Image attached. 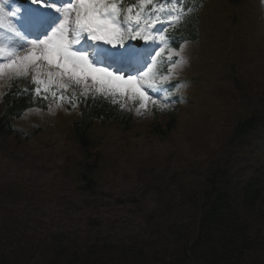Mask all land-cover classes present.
I'll return each instance as SVG.
<instances>
[{"label": "rangeland", "instance_id": "1", "mask_svg": "<svg viewBox=\"0 0 264 264\" xmlns=\"http://www.w3.org/2000/svg\"><path fill=\"white\" fill-rule=\"evenodd\" d=\"M3 3L5 7L10 4V0H3ZM221 5L220 0L206 1L199 14L201 40L196 44L183 45L178 52L182 56L179 64L166 75L168 82L178 80L181 84L175 93L182 104L174 107L163 92L158 91L160 95H156V89L146 88L150 90L149 94L153 99H159L163 103L165 112L171 110L174 114L173 130L165 138L155 136L151 131L152 127L146 126L153 119V112L151 117L148 112L154 107L151 101L146 108L141 109L138 101L121 97L117 101L123 103L122 109L132 110L135 115L133 128L126 132L112 122L95 123L89 132L95 148L83 151L89 154L88 159L84 158L80 148L74 143L70 120L78 112L72 97L77 98L83 95L79 92L85 93L86 90L75 85L80 89L76 92L74 83L66 80L58 81L49 89L51 95L58 92L61 94L48 109L28 111L14 120L18 130L32 136L20 141L12 136H0V192L9 182L5 203L17 208L11 215L5 210L4 204L0 203V226H3L2 219H14L13 215L20 212L23 215L14 224L21 226L26 213L33 211L34 219L39 220V224H57V218L62 217L63 224L57 226H64L65 236L78 234L81 229L87 230L86 227L91 229L95 224L98 227L107 218L132 221L130 225L129 222L124 223L123 229L133 231L137 228V219L141 215L139 212L152 209L156 198L152 189L161 182L157 179L158 176L181 179V174L177 173L180 168L188 164L203 165L209 158L216 157L219 148L230 140L242 106L249 104L250 92L264 91V71H259L258 77H253L252 73L257 69L255 65H264L262 56L258 58L260 54H264L263 10L259 9L258 0H245L237 7H229L227 12L226 6ZM212 7L214 8L211 9ZM260 7H264V1L260 2ZM21 10L22 7L19 11ZM210 10L225 16L220 20L206 21L203 18ZM4 11L8 13L5 9ZM58 13L64 19L63 12ZM18 17L17 14L8 16L0 24V46L14 48L22 53L26 51L28 41L35 38L32 39L29 33H20L14 27L12 19ZM58 19L56 24L37 39H43L45 34L51 33L52 28L60 24L61 20L58 22ZM122 23L123 27L129 25L125 20ZM214 24L219 25L215 26V31L226 28L219 32V37H211ZM16 32L21 35L17 36ZM251 43H254V50L259 53L252 56L251 65L246 61L241 63L240 47L244 44L248 48ZM125 45H130L127 39ZM104 46L112 48L111 45ZM147 50L151 55L149 47ZM0 62H4L3 57H0ZM149 64L151 63L147 65ZM147 65L143 71H147ZM230 66L234 80L240 87L239 92L231 86ZM33 75L35 73L29 71L26 76L32 79ZM11 78L14 77L7 72L0 76V115L4 109L2 94L8 88ZM155 79L157 80L156 77ZM254 80L258 83L257 89L255 83H251ZM59 83H66L67 88L61 89ZM160 88L163 90L162 85ZM244 88L248 92L245 93ZM66 90L72 97L62 100ZM89 91L91 90L88 89L87 93ZM191 100L196 102L194 107ZM67 101L74 109L65 108ZM205 104L207 107H204ZM166 118L167 115L160 116L159 120L165 122ZM84 167L87 169L83 170ZM83 176H91L95 181L93 189L81 191L77 188ZM174 183L176 181L171 182ZM51 187H54V191H50ZM50 195L58 198L59 205L57 199ZM128 199H134L133 204L121 205V202ZM23 205L27 206L20 209ZM35 222L34 220L32 223V229ZM43 230L41 226L31 232L40 233ZM97 230L100 231L96 228Z\"/></svg>", "mask_w": 264, "mask_h": 264}, {"label": "trees", "instance_id": "2", "mask_svg": "<svg viewBox=\"0 0 264 264\" xmlns=\"http://www.w3.org/2000/svg\"><path fill=\"white\" fill-rule=\"evenodd\" d=\"M183 27V34L193 32L194 18ZM32 87L28 84L23 89L16 77L9 80L2 94L0 136L21 137L13 131L10 119L34 100ZM85 100L86 105L80 109L81 118L74 122L83 151L94 148L88 135L93 122L117 121L127 127L125 124L131 121L130 113H122L101 94L87 96ZM254 122L253 118L240 122L236 134L249 133ZM220 151L203 165L188 164L180 168L177 173L181 179L158 176L161 182L152 189L156 197L152 209L138 217L133 231L123 229L124 223L130 225L132 221L107 218L98 227L95 224L91 228L94 231L86 227L87 230L81 229L78 234L65 236L64 226H57L63 224L60 216L57 224L49 225L39 224L33 211L26 213L21 226L14 224L22 217L21 212L13 215L14 219H2L0 264H264V161L257 166L251 161L249 165L227 150ZM83 155L88 159V153ZM245 173L250 176L243 178ZM172 181L176 183L171 184ZM94 185L91 176H83L77 188L84 191L93 189ZM8 188L9 182L1 188L0 203L12 215L17 208L5 203ZM50 196L59 205L58 198ZM133 202L134 199H128L121 205ZM41 226L42 232H31Z\"/></svg>", "mask_w": 264, "mask_h": 264}, {"label": "snow or ice", "instance_id": "3", "mask_svg": "<svg viewBox=\"0 0 264 264\" xmlns=\"http://www.w3.org/2000/svg\"><path fill=\"white\" fill-rule=\"evenodd\" d=\"M59 2L64 3L65 7L57 8L56 11L63 12L64 19L57 27L52 28L50 34H45L43 39L28 41V47L22 53L14 48L0 46V57L4 58V62H0V76L7 72L13 77H20L33 71L35 75L32 76V81L36 85L34 91L37 95L42 91L48 93L58 81L66 80L84 88L85 95L90 89L106 98L111 97L112 103L118 102L117 97H127L138 101L141 109L146 108L149 101L158 104L159 101L154 100L145 88L155 90L168 82L167 76L157 82L152 72L156 57H159L164 49L161 48L160 51H156L155 56H151L152 63L147 65V71H141L150 52L147 49L125 45L126 39L137 37L153 41L157 39L156 36L144 32V27L150 26L148 21H144L141 27L140 16L137 14L134 21L137 30L135 35H132L131 29L126 31L122 26L120 0H59ZM140 3H150V0H140ZM127 11L131 13L132 7ZM15 14L6 13L3 0H0V24H3L8 16ZM35 18L39 22L38 31L45 33L58 19L50 11L43 10H37ZM178 19L179 17L170 16L169 23H175ZM15 34L21 35L19 32ZM159 39L164 41L165 37L160 36ZM81 41L84 43L81 44ZM75 45H81L80 49L77 50ZM104 45H111L112 48ZM175 55L179 56V53ZM171 56L172 53L169 54V60ZM93 60L96 63H93ZM104 64L108 67L103 66ZM172 67L169 68V73ZM132 72L139 75L126 74ZM59 87L66 89L67 84L59 83ZM120 106L123 107V103Z\"/></svg>", "mask_w": 264, "mask_h": 264}, {"label": "bare ground", "instance_id": "4", "mask_svg": "<svg viewBox=\"0 0 264 264\" xmlns=\"http://www.w3.org/2000/svg\"><path fill=\"white\" fill-rule=\"evenodd\" d=\"M54 2H56V1H54ZM130 74H133V73H130Z\"/></svg>", "mask_w": 264, "mask_h": 264}]
</instances>
